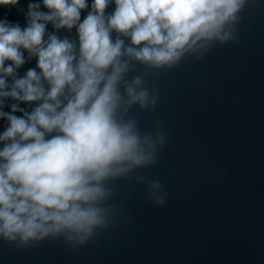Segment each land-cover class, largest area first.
Returning a JSON list of instances; mask_svg holds the SVG:
<instances>
[{
    "label": "clouds",
    "instance_id": "clouds-1",
    "mask_svg": "<svg viewBox=\"0 0 264 264\" xmlns=\"http://www.w3.org/2000/svg\"><path fill=\"white\" fill-rule=\"evenodd\" d=\"M257 6L31 0L24 27L0 19V240L15 249L61 239L74 251L86 246L123 215L111 203L120 181L134 179L146 186L149 203L165 206L164 185L137 173L159 163L167 133L161 121L142 133L131 110H155L158 90L147 87L152 72L238 44L241 14ZM73 29L76 39L69 38ZM32 59L36 67L21 76ZM137 66L144 71L134 75Z\"/></svg>",
    "mask_w": 264,
    "mask_h": 264
},
{
    "label": "water",
    "instance_id": "water-1",
    "mask_svg": "<svg viewBox=\"0 0 264 264\" xmlns=\"http://www.w3.org/2000/svg\"><path fill=\"white\" fill-rule=\"evenodd\" d=\"M5 17L25 26L17 6L0 4ZM35 67L32 59L19 74ZM130 114L142 133L155 130L156 121L137 107ZM162 130L168 138L159 163L137 175L164 185L165 206L149 203L146 186L134 179L120 181L111 203L123 215L114 227L75 251L62 239L25 249L0 240V264H264V201Z\"/></svg>",
    "mask_w": 264,
    "mask_h": 264
}]
</instances>
